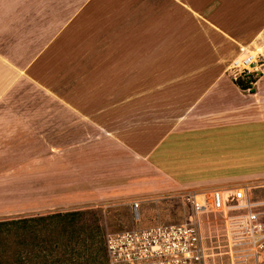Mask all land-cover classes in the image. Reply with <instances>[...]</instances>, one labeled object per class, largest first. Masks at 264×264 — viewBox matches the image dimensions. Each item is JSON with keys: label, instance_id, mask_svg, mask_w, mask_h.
Instances as JSON below:
<instances>
[{"label": "rangeland", "instance_id": "374dc122", "mask_svg": "<svg viewBox=\"0 0 264 264\" xmlns=\"http://www.w3.org/2000/svg\"><path fill=\"white\" fill-rule=\"evenodd\" d=\"M20 1L13 0L11 3V23L13 25L21 18L18 29L22 38H34L41 34L44 38H51L56 32L48 26L56 15H74L82 11V17L70 27V42L66 44V50L55 52L53 48L48 52L51 67L45 69L53 73H44L49 82L47 89L22 79L6 91V85L0 83V122L33 124L38 131L29 133L39 137L38 140H27L20 148H10V153L8 149L0 147V155L15 154L21 159L20 164L14 161L0 162V176L10 171L13 174L20 165L26 181V202L22 201L19 205L18 202L14 203L15 196L8 197L0 182V221L41 215L47 217L45 220L56 223V229L52 231L1 235L0 264H106L99 246L103 245L107 232L133 226L147 227L157 222L182 221L183 201L178 194L179 188L164 191L158 185L157 178H152L153 173L147 174V170L160 174V168L150 161L148 163L140 158L132 163L130 158L116 154L107 163L99 162V139L111 138L110 135L99 132L96 125L84 130L85 123L78 115L71 113L70 108L91 112L101 107L107 108L106 117L110 121L116 116L115 112L119 115L131 113V103L136 98L129 95L131 92L140 93L148 86L146 66L141 60L145 52H140L139 56L135 54L140 58L135 64H131L128 58L127 65L122 60L115 62L114 47L117 42L131 41L137 22L139 29H145L147 16L153 18L152 21H161L157 18V10H162L163 5L171 29L177 32L175 48H179L184 43L183 36L178 37L180 29L186 28V42L194 43V38L199 37L198 33L195 37L197 30L209 34L210 23L234 29L232 31L239 39H250L261 21L256 11H262L264 3L257 0H200L197 3L192 0H111L109 3L94 0L87 5V0ZM192 5H196L203 18L189 13L194 10ZM210 11H214L213 17L208 13ZM115 14L119 17L113 18ZM201 22H204V26ZM16 29L17 26L11 27L12 33ZM137 37L139 42L146 41V33L133 35V41L136 42ZM202 38L206 40L207 37L198 38L199 44ZM11 39L14 41L13 37L7 38L8 41ZM16 41L15 44H19V40ZM27 41L23 46L12 43L10 48L23 50L35 46L34 41ZM226 45L229 52L233 48L230 41ZM122 53L126 56L129 52ZM167 54L177 56L178 52ZM227 57L223 69L226 68L225 74L229 76L226 65L230 55ZM261 58L259 61L263 63ZM52 77H56L54 83L50 82ZM229 77L233 82L237 80ZM3 110H11L12 113L3 114ZM93 117L97 122L104 118V114ZM87 131L90 136L84 141L83 136ZM122 133L127 136L121 141L127 144L131 142L130 132ZM86 149L92 154L87 165L82 161ZM159 164L162 167L172 165ZM251 165L248 167L264 168L259 163ZM84 166L90 172V186L86 190L88 199L83 203H72L71 177L82 176ZM182 174L186 176L185 171ZM80 183L77 180L75 191L81 188ZM254 193L257 194L255 190ZM98 194L105 197L98 198ZM259 194H264V191ZM133 201L140 202L138 220L131 208ZM11 206H20L21 210L10 211L7 207ZM70 212H74L72 216L67 215ZM65 218L69 219L68 224L73 228L62 229L61 224L67 223L62 220ZM70 219L73 221L70 222ZM210 233L214 234L215 231L211 230ZM22 238L27 242L20 250L19 241ZM19 255L25 257L21 262ZM225 262V257H218L217 264Z\"/></svg>", "mask_w": 264, "mask_h": 264}, {"label": "crops", "instance_id": "0c3cea01", "mask_svg": "<svg viewBox=\"0 0 264 264\" xmlns=\"http://www.w3.org/2000/svg\"><path fill=\"white\" fill-rule=\"evenodd\" d=\"M92 1L94 0H87V5ZM193 1L197 3L200 0ZM257 1L264 3V0ZM12 2L13 0H1L0 6V83L6 85V91L23 81L22 79L47 89L49 82L44 73H49L45 67H51V62L47 59L48 52L53 48L55 52L66 50V44L70 42L71 26L82 17V11L74 15H56L48 26L56 33L51 38H44L42 34L35 35L34 41L33 37H21L18 29L20 17L19 22L12 25ZM192 7L194 10L189 13L204 17L196 5ZM161 9L157 10V18L161 21H152L153 18L147 16L146 30L139 29L137 22L131 41L117 42L114 47L115 62L122 60L127 65L128 58L131 64H135L140 61L138 54L145 52L141 60L146 66L148 86L140 93L131 92L129 95L130 98H136L131 103V113L119 115L115 112L116 116L110 121L106 117L107 108L101 107L92 112L70 108V112L78 115L85 123L84 130L96 125L99 132L110 135L111 138L99 139L101 154L98 161L107 163L116 154L130 158L132 163L140 158L148 163L150 161L161 170L158 169L160 174L147 170V174L153 173L152 178H157L158 185L164 191L179 188L178 194L189 189L222 184L263 182L264 168L254 169L248 165H264V9L256 11L257 18L261 21L257 23L250 39H239L232 31L234 29L210 23L209 34L205 32V35L202 30H197L195 37L198 34L199 37L194 38V43L186 42L187 30L182 28L183 32L180 29L178 37L183 36L184 43L179 48H175L177 32L171 29L165 6ZM213 12L208 13L213 17ZM115 17L119 15L115 14L113 18ZM201 24L204 26V22ZM15 26L16 32L12 33L11 27ZM139 32L146 33L145 42H139L138 37L136 42L133 41V35H138ZM202 36L207 38H202L199 44L198 38ZM11 37L15 42L18 39L20 46L27 43V40L34 41L35 46L43 44L18 50V47L10 48L12 43L15 44L12 39L7 40ZM229 41L233 48L227 52L226 44ZM240 46L255 48L260 53V58L262 57L261 73L253 91L241 89L225 74L226 68L223 69L227 56L230 55L226 65L228 69ZM122 51L129 53L124 56ZM171 51H177L178 55L167 54ZM55 79L56 77L50 78V82L54 83ZM5 111L9 110H3L2 113H12L11 110ZM97 114H104V118L96 122L93 115ZM36 131L38 128L33 124L0 122V147L8 149L10 153V148H20L29 139L38 140L36 134L29 133ZM124 131L130 132L131 142L128 144L121 141V138L127 136L122 133ZM87 133L83 136L84 141L90 136ZM87 145L86 142L85 147ZM9 153L0 155V162L14 161L20 164L19 156ZM91 158L92 154L86 149L82 161L87 165ZM159 163L172 165L162 167ZM175 163L177 164L174 165ZM182 171H185L186 176ZM192 172L195 174H191ZM89 173V168L84 166L82 176L71 177L72 203L87 201ZM146 177L149 178L147 175ZM77 180L82 183L81 188L75 191ZM0 182L9 198L11 195L15 196L14 203L18 202L19 205L22 201L26 202L25 172H21L20 165L13 174L10 171L5 176H0ZM98 195V198L105 197L104 194ZM7 209L17 211L21 207L11 206Z\"/></svg>", "mask_w": 264, "mask_h": 264}, {"label": "built area", "instance_id": "2783aa9c", "mask_svg": "<svg viewBox=\"0 0 264 264\" xmlns=\"http://www.w3.org/2000/svg\"><path fill=\"white\" fill-rule=\"evenodd\" d=\"M259 57L257 49L240 46L228 66L229 76L249 79L253 85L261 72ZM262 191L264 181L185 190L180 193L184 206L182 221L107 232V262L217 264L218 257H225V264H264V194H259ZM139 203L131 204L136 220ZM211 230L215 233L211 234Z\"/></svg>", "mask_w": 264, "mask_h": 264}, {"label": "trees", "instance_id": "16d2710c", "mask_svg": "<svg viewBox=\"0 0 264 264\" xmlns=\"http://www.w3.org/2000/svg\"><path fill=\"white\" fill-rule=\"evenodd\" d=\"M235 83L243 90H250L253 91V86H251L249 79H244L242 77L238 78ZM74 212H70V215L72 216ZM65 215V216H67ZM47 217L46 216H32V217H24L20 219H13V220H7V221H0V236L5 235V234H24V233H40L42 231H52L56 229V223L53 222V220H45ZM63 221H67L66 224H61L62 229H66V227H72L70 224H68L69 219L67 218L62 219ZM73 219H70V222H72ZM45 223V224H44ZM68 229V228H67ZM23 235H20L19 237H22ZM25 238H22L19 241L20 245V250L23 248V244H26ZM103 249H102V248ZM26 246H24V249ZM99 251H101L102 255L105 258V262L107 264L106 260V249H105V244L103 240V245L99 246ZM55 256V254L53 255ZM23 257V256H22ZM22 259L21 255L18 256L19 262H21Z\"/></svg>", "mask_w": 264, "mask_h": 264}]
</instances>
